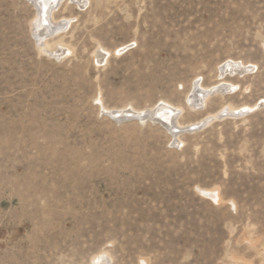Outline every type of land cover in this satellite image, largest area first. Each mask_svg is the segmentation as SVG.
I'll list each match as a JSON object with an SVG mask.
<instances>
[{
	"label": "rangeland",
	"instance_id": "374dc122",
	"mask_svg": "<svg viewBox=\"0 0 264 264\" xmlns=\"http://www.w3.org/2000/svg\"><path fill=\"white\" fill-rule=\"evenodd\" d=\"M35 18L0 0V264H264V0H63L51 53ZM162 102L180 133L100 109Z\"/></svg>",
	"mask_w": 264,
	"mask_h": 264
},
{
	"label": "bare ground",
	"instance_id": "6f19581e",
	"mask_svg": "<svg viewBox=\"0 0 264 264\" xmlns=\"http://www.w3.org/2000/svg\"><path fill=\"white\" fill-rule=\"evenodd\" d=\"M28 1H30L36 9V18L31 22V28L38 41V46L42 52L47 51L51 53V50H48L47 48L48 39L56 36L60 31L64 30L67 27V24H69V22L67 21L55 22L54 20L55 11L57 7H59L62 4L63 0H28ZM72 1L77 3L78 5H80L83 2V0H72ZM59 46L60 48L57 51V54L59 56H63L65 55V53L69 52V50L66 47H64L60 42H59ZM107 54L109 55V53H106V55ZM253 66L254 65H247L241 61L240 62L229 61L220 68L219 75L222 78L227 74L242 76L245 73L249 72V70L253 68ZM233 86L234 85L232 83L226 81V78L221 79V81H219L213 87H204L202 84L197 83L193 90L194 95L188 98L189 101L191 102L190 106L195 108V110L197 108L203 109V107L205 108L206 101L209 99L210 96H212L215 93L225 94L229 92ZM262 102L264 103V100H262ZM125 108L126 107L121 109H111V108H107L103 103H101L100 109H102V111L106 115H109L116 120L139 116V119L142 121H144L147 118L149 119L151 118L153 122L156 121L160 122L168 128L167 130H171V131L175 130L177 131V133H180V131L184 129L178 125V118L182 115L184 109L181 107L173 106L169 102H162L160 105H158L157 108L155 107V109L152 112L150 109L149 111L146 110L147 113H145L146 112L145 110H137L133 107H131V110H127ZM259 108H260V104L254 106H245L241 109L225 108L214 116L207 117L206 119H203L197 123L191 124L190 126H188V128L190 129L200 126L204 127L216 119H220L229 115H235L236 113L238 115H243L248 112L251 113L258 110ZM129 113H131L133 116L129 115ZM176 142L182 143L180 137L176 138ZM95 261H99V258H96Z\"/></svg>",
	"mask_w": 264,
	"mask_h": 264
},
{
	"label": "water",
	"instance_id": "95a60500",
	"mask_svg": "<svg viewBox=\"0 0 264 264\" xmlns=\"http://www.w3.org/2000/svg\"><path fill=\"white\" fill-rule=\"evenodd\" d=\"M237 115H238V114L236 113L235 115H229V116H237ZM201 127H202V126H200V127H196V128H190V129H187V130H185V131H188V132L196 131V130L201 129Z\"/></svg>",
	"mask_w": 264,
	"mask_h": 264
},
{
	"label": "built area",
	"instance_id": "2783aa9c",
	"mask_svg": "<svg viewBox=\"0 0 264 264\" xmlns=\"http://www.w3.org/2000/svg\"><path fill=\"white\" fill-rule=\"evenodd\" d=\"M122 51H124V50H122Z\"/></svg>",
	"mask_w": 264,
	"mask_h": 264
}]
</instances>
